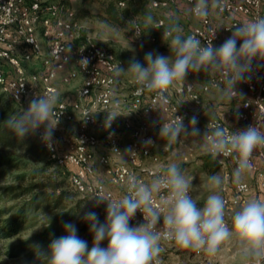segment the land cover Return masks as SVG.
<instances>
[{
	"label": "built area",
	"instance_id": "1",
	"mask_svg": "<svg viewBox=\"0 0 264 264\" xmlns=\"http://www.w3.org/2000/svg\"><path fill=\"white\" fill-rule=\"evenodd\" d=\"M67 1L0 0V60L9 66L7 70L0 69V87L11 99L21 103L23 112L40 96L53 92L59 96L57 81L75 82L74 98L71 101L59 98L54 111L60 121L55 128L60 137L53 138L49 148L42 139V126L35 134L54 165L69 169V181L82 196L94 205L93 196L116 201L127 195L129 177L150 183L154 176L163 174L170 148L167 144L162 147L163 157L156 152L160 123L172 122L179 116L187 126L193 117L189 106L200 107L202 95L225 86L224 77L211 71L189 73L185 82L168 91L167 103L158 101L151 92L138 94L133 76L126 80V90L119 91L113 69L118 64L122 67L120 58L89 35H81ZM180 2L189 6L191 17L197 21L182 35H195L206 44L216 31L211 41L216 48L232 35L233 26L264 18V0H213L206 18H197L192 11L196 0H149L148 4L162 9ZM117 4L123 6L124 1L119 0ZM153 28L156 33L147 37L150 42L156 41L158 34L163 37L168 29L162 18L156 19ZM132 33L135 42L143 41L145 36L140 23L133 22ZM82 58L88 60L86 67L79 63ZM253 66L251 79L236 86L238 93H242V98L234 97L239 105L232 104L228 108L227 114L235 125L218 117L204 121L201 139L206 154L211 155L203 134L217 125L230 131L253 125L264 132V62L253 61ZM113 110L129 114L118 116L109 127L107 112ZM85 113H89L86 120ZM66 124L73 125L71 131L64 126ZM121 132H125V143L121 141ZM149 140L151 143L146 144ZM213 158L222 171L221 194L226 201L225 218L229 223L232 209L249 198L264 200V146L254 150L253 168L244 174L242 186L232 182L237 166L232 155ZM166 197L167 190H162L156 202L161 203V198ZM97 207L106 209L107 201ZM143 222V215L137 211L130 224L139 226ZM161 241L175 243L163 237ZM157 262L160 264L158 259Z\"/></svg>",
	"mask_w": 264,
	"mask_h": 264
},
{
	"label": "clouds",
	"instance_id": "2",
	"mask_svg": "<svg viewBox=\"0 0 264 264\" xmlns=\"http://www.w3.org/2000/svg\"><path fill=\"white\" fill-rule=\"evenodd\" d=\"M192 11L197 18H206L209 0H196ZM146 19L152 22L150 16ZM231 32L232 35L216 48L212 39L202 44L195 35L183 36L182 29L173 23L163 32V40L167 36L166 43L173 55L165 57L148 52L143 64L135 59L130 60L126 69L118 64L113 69V79L125 72L131 73L133 82L138 85V94L151 92L158 101L167 103L168 91L185 82L189 73L211 71L224 77L222 98L229 102L237 96L242 98V93L236 89L237 84L251 79L253 61L264 62V18L235 25ZM79 63L86 67L88 60L82 58ZM58 101L55 92L40 96L30 102L26 111L10 117L7 125L21 140L44 125L42 139L51 148L54 130L60 122L54 116ZM107 113L109 127L118 116L125 115L118 110ZM88 116L89 113H85L84 120ZM197 123L193 116L185 126L183 118L175 116L172 122L160 123L159 137L165 139L167 147L171 148L181 136H199ZM203 138L213 157L221 154L233 156L237 166L232 173V182L242 186L244 174L253 168L254 150L264 146V132L253 125L237 131L217 125L210 132L205 131ZM192 180L193 177H186L181 167L172 162L150 183L139 181L135 176L129 177L127 195L121 199L113 201L104 196H93L91 199L96 198V206L107 201V207L104 223H100L92 211L83 217L90 226L91 248L87 241L78 237L76 226L66 223L63 229L66 234L54 239L44 254L48 264H158L162 237L182 248L203 250L211 256L220 251L225 241L234 238L246 258L258 261L264 257V200L249 198L232 209L229 226L225 218L226 201L221 194L223 178L220 175L209 177L213 191L203 207H198L190 195ZM162 190H167V197L157 203L156 197ZM137 211L143 215L144 222L133 226L130 221ZM102 241H107L106 247H101Z\"/></svg>",
	"mask_w": 264,
	"mask_h": 264
},
{
	"label": "trees",
	"instance_id": "3",
	"mask_svg": "<svg viewBox=\"0 0 264 264\" xmlns=\"http://www.w3.org/2000/svg\"><path fill=\"white\" fill-rule=\"evenodd\" d=\"M97 1L103 19L111 25L119 26L131 19L129 9L120 8L115 0ZM0 69L7 70L9 66L0 60ZM20 112L21 103L0 87V173H12L11 182L0 187V194L12 202L7 209H0V241H8L0 248V256L11 258L15 264H48L44 254L54 239L66 234L63 230L66 223L76 226L78 237L87 241L90 249L92 235L83 217L92 211L104 223L106 212L72 187L69 169L54 165L35 132L23 140L13 133L7 120ZM202 158L211 172L219 168L211 155ZM36 227L28 236L19 237ZM106 245L107 241L101 242V247Z\"/></svg>",
	"mask_w": 264,
	"mask_h": 264
},
{
	"label": "rangeland",
	"instance_id": "4",
	"mask_svg": "<svg viewBox=\"0 0 264 264\" xmlns=\"http://www.w3.org/2000/svg\"><path fill=\"white\" fill-rule=\"evenodd\" d=\"M116 3L119 0H115ZM124 5L120 8L127 7L129 9V15L131 19L124 21L122 25L114 26L103 19V11L100 3L97 0H68L67 3L74 11V19L78 25L81 35H89L100 43L103 47L112 50L121 60L122 68H127L129 62L132 59L144 63L145 54L153 52L165 57L173 55L171 53L168 44L166 43L168 38L163 40V37L158 34L156 41L150 42L147 37L152 33H156L153 28V23L158 18H162L165 21L167 28L173 23L177 24L182 29V34L196 24V20L191 17L189 12V6L185 3H175L167 8H151L149 7V0H123ZM213 0H209L210 3ZM152 18V22L147 21V17ZM138 22L142 25L144 30V39L141 43L135 42L132 33V23ZM174 59V57H172ZM30 66H33L30 64ZM133 76L131 73L125 72L117 79L119 91L124 92L126 90V80ZM59 91L69 94L64 100H72L74 98V91L77 88V84H63L58 82ZM213 90L203 99L204 104L195 108V114H193L198 123L196 127L200 130V135L196 137L181 136L180 140L172 144L169 153V159L165 161L166 167L168 164L177 163L186 177H193L192 189L190 195L197 201L198 207H203L208 195L213 191L212 185L209 181V177L212 175H220L222 177L221 169H217L215 172H211L210 167L204 165L202 156L205 155L204 145L201 139V127L204 121L211 117H218L220 110L227 109L230 105L235 104L233 98L230 102L227 99L222 98V89ZM66 95V94H65ZM60 98V99H61ZM68 100V101H69ZM219 118V117H218ZM45 128L44 125H41ZM69 131L72 130L73 125H64ZM69 126V127H68ZM58 132V131H57ZM54 130L53 138L57 139L60 136ZM125 139V138H124ZM157 154L160 157L164 156L162 147L168 144V142L159 137L156 138ZM61 146V143H58ZM165 167V168H166ZM11 172L0 173V187L11 182ZM89 203H91L89 201ZM12 202L7 199L6 196L0 194V209H7ZM100 211H105V208H99ZM106 212V211H105ZM231 222H229L230 226ZM38 229L32 228L24 231L19 237L28 236L31 232ZM10 241V240H9ZM13 241V240H11ZM8 242V241H7ZM6 241H0V248L7 243ZM107 246V245H106ZM162 251L157 259L160 264H264V257L258 261L256 259L246 258L238 245V242L233 238L225 241L220 248V251L211 256L205 251H195L193 249H185L178 246L176 243L160 242ZM0 256V264H15L11 258Z\"/></svg>",
	"mask_w": 264,
	"mask_h": 264
},
{
	"label": "crops",
	"instance_id": "5",
	"mask_svg": "<svg viewBox=\"0 0 264 264\" xmlns=\"http://www.w3.org/2000/svg\"><path fill=\"white\" fill-rule=\"evenodd\" d=\"M241 17V16H240ZM241 18H243V17H241ZM57 85H58V81H57ZM59 86V85H58ZM239 89H241V87H238ZM66 94V95H65ZM62 95H63V91H59V98H61L62 97ZM208 94H204V95H202V98L204 99L206 96H207ZM67 96H69V94H67V93H64V95H63V98H66ZM204 101V100H203ZM234 103L236 104L237 103V105H239V102L238 101H236V99L234 100ZM202 104H204V102H202ZM190 108H191V110H193V114H195V107H191V106H189ZM227 109H223V110H220V111H218L217 113H219V118H221V119H223L224 121H226V122H228L229 124H233V125H235V121H234V119L233 118H231L228 114H227ZM194 116V115H193ZM126 137V135H125V132H121V141L123 142V143H125V138Z\"/></svg>",
	"mask_w": 264,
	"mask_h": 264
}]
</instances>
